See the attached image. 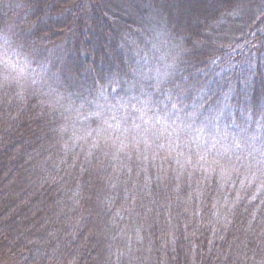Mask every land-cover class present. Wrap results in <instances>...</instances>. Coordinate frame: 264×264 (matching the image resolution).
<instances>
[{"label": "trees", "instance_id": "trees-1", "mask_svg": "<svg viewBox=\"0 0 264 264\" xmlns=\"http://www.w3.org/2000/svg\"><path fill=\"white\" fill-rule=\"evenodd\" d=\"M213 4L0 0L29 72L0 86V262L264 264V0ZM146 118L182 120L146 147L179 174L121 149Z\"/></svg>", "mask_w": 264, "mask_h": 264}, {"label": "rangeland", "instance_id": "rangeland-1", "mask_svg": "<svg viewBox=\"0 0 264 264\" xmlns=\"http://www.w3.org/2000/svg\"><path fill=\"white\" fill-rule=\"evenodd\" d=\"M5 34L10 38V40L12 39L10 36V35H12L11 31L7 32L6 30H2V32H0V37H2ZM13 43H14V39H13ZM18 44L20 45V43H18ZM19 51H20V48H16L11 43L9 45L5 46L2 42V39H0V86L7 84V83H14V85L17 86L18 91L22 93L23 92L22 90L24 88L23 83L21 82L22 79L24 78V74H22V73L24 72V73L28 74L29 72L26 68L25 61L21 58L22 56L20 55ZM24 83H26V81H24ZM174 120H176V119L169 120V121H174ZM174 122L175 123L172 125V124H169V122L166 123V122L161 121L160 119L149 120V118H146L145 121H138L137 120L134 123H132V124L136 125L134 127L130 126V125L124 126V128L119 127L122 130L123 134H125V135H128L127 132L130 131L131 128H135L134 132L136 131L135 132L136 136H134V137L124 136L126 138H124L125 140H123L122 144H121L122 140H119V142L121 144V149H123L124 152L126 149L127 150L131 149V151H136V149H139L138 152H141V154H144L147 158H150V156H151V157H155L154 159H156V160H159L161 158H165L167 160H169L170 158L175 159L176 163H178L179 165L176 169L174 168L175 169L174 173L177 172L179 174V172H180L179 169H185V167L187 165L186 158L183 157L182 153L179 154L177 151H175L176 156H173L172 152L165 150L161 145L160 146L158 145L159 147H156L154 144H151V145H154L153 147L150 146L146 149V147L148 146L147 142L149 141V139H151L150 142L155 141L154 136L156 133H159V129H162L165 126L179 125V124H181L182 120L181 121L176 120ZM179 128H181V127H178V126H177V128L175 127L176 130L173 133H175V134L178 133L180 131ZM140 129H142L141 132H139ZM181 133L182 134L184 133V129L181 131ZM82 134H83L82 132H75L74 135L69 133V136L68 135L66 136L67 141H68V138L70 137L69 138L70 143L72 142V147L75 148V149H73L71 147V149H73L78 156L86 157L87 155H89V154L92 155L93 153L95 154V156L97 158H100V159H105L107 156H110L105 150H100L99 152H97L98 148L93 146V144L87 142V140H85V139H88V138L86 137V135H82ZM104 141L106 142L108 140H104ZM124 146H126V147L132 146V148H125ZM151 149L154 152L150 153ZM177 149H179V148H177ZM179 150L184 151L185 149H179ZM112 152L114 155L119 153V151H117V150H112ZM137 155L138 154H135L134 156L141 159V157H139ZM107 160L109 162L111 160V158H109ZM196 171L197 170H195L194 173ZM198 179L204 180V175L201 174L198 177ZM167 209L169 211V215L167 217V212L165 213V219L166 220L174 221L175 220L174 218H178V217H176V215H179V213H177L174 208L167 207ZM179 211L180 210L178 208V212ZM0 264H12V263L7 262V261H2V262H0Z\"/></svg>", "mask_w": 264, "mask_h": 264}, {"label": "snow or ice", "instance_id": "snow-or-ice-1", "mask_svg": "<svg viewBox=\"0 0 264 264\" xmlns=\"http://www.w3.org/2000/svg\"><path fill=\"white\" fill-rule=\"evenodd\" d=\"M199 2H200V0H195V3H199ZM225 3L233 5L234 13H241V12L245 11V8H244L245 0H214L213 6L214 7L223 6ZM262 15H264V12H262ZM0 31H2V30H0ZM0 39H2V42L5 46L12 43V41L10 40V38L6 34L3 35L2 37H0ZM16 47L21 48V51L23 50L22 45L16 44ZM24 59L28 60L29 58L27 55H25ZM169 99H170V97H169ZM85 102L90 103L87 100H85ZM171 107L174 111H172L170 113L167 111V109L161 110V114L166 116V118H168V119H170L172 116H174L176 114L175 113L176 106L173 104V105H171ZM241 142H246V140L242 137ZM236 147L239 148L240 144H236ZM255 166L258 168V170L264 171V154H262L259 159L255 160Z\"/></svg>", "mask_w": 264, "mask_h": 264}]
</instances>
